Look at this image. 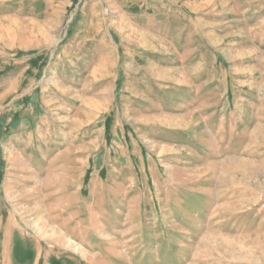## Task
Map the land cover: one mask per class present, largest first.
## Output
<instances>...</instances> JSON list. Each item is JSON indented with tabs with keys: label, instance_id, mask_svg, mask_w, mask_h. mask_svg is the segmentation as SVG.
Returning <instances> with one entry per match:
<instances>
[{
	"label": "rangeland",
	"instance_id": "1",
	"mask_svg": "<svg viewBox=\"0 0 264 264\" xmlns=\"http://www.w3.org/2000/svg\"><path fill=\"white\" fill-rule=\"evenodd\" d=\"M0 264H264V0H0Z\"/></svg>",
	"mask_w": 264,
	"mask_h": 264
},
{
	"label": "bare ground",
	"instance_id": "2",
	"mask_svg": "<svg viewBox=\"0 0 264 264\" xmlns=\"http://www.w3.org/2000/svg\"><path fill=\"white\" fill-rule=\"evenodd\" d=\"M53 234H55L56 236H58L57 233H56V231H54ZM76 250H77V249H76Z\"/></svg>",
	"mask_w": 264,
	"mask_h": 264
}]
</instances>
